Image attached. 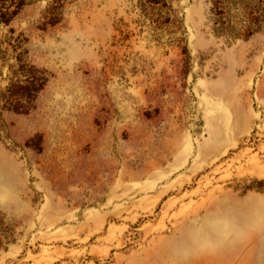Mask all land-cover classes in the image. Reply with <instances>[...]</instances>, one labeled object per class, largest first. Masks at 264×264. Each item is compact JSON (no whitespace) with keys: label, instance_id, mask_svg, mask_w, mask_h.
<instances>
[{"label":"rangeland","instance_id":"1","mask_svg":"<svg viewBox=\"0 0 264 264\" xmlns=\"http://www.w3.org/2000/svg\"><path fill=\"white\" fill-rule=\"evenodd\" d=\"M0 264H264V0H0Z\"/></svg>","mask_w":264,"mask_h":264}]
</instances>
